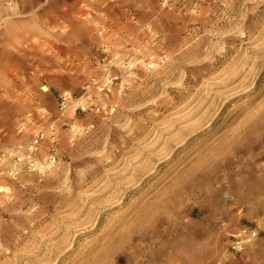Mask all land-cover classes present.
<instances>
[{"label":"rangeland","instance_id":"obj_1","mask_svg":"<svg viewBox=\"0 0 264 264\" xmlns=\"http://www.w3.org/2000/svg\"><path fill=\"white\" fill-rule=\"evenodd\" d=\"M15 5L0 264H264V0H0V32ZM106 74L109 115L61 113Z\"/></svg>","mask_w":264,"mask_h":264},{"label":"built area","instance_id":"obj_2","mask_svg":"<svg viewBox=\"0 0 264 264\" xmlns=\"http://www.w3.org/2000/svg\"><path fill=\"white\" fill-rule=\"evenodd\" d=\"M117 79L116 76L106 74L102 77L101 80H96L94 77H91L89 81L83 87V91L74 99L71 96L65 97L62 100L60 105L61 113L63 114L65 109L70 106V103L73 101L74 111L86 114H102L104 116L109 115L115 108V105L106 104L102 99L103 96H106L110 92L111 87L113 86L114 81ZM44 134L39 131L37 132L33 139L30 141L29 153L35 154L38 151L40 146V141L43 139ZM53 144V138L51 139ZM55 160V148L52 146L50 148L49 154L39 161L43 165Z\"/></svg>","mask_w":264,"mask_h":264},{"label":"crops","instance_id":"obj_3","mask_svg":"<svg viewBox=\"0 0 264 264\" xmlns=\"http://www.w3.org/2000/svg\"><path fill=\"white\" fill-rule=\"evenodd\" d=\"M15 12H17L18 14H15ZM8 13L9 15H7V21L4 25V29L0 32V56H3L4 54L10 55L9 49L15 48V46L19 43L22 47L18 51L20 56L18 60L23 62L30 54V51L25 49V43L30 38L29 36L26 38L27 33L25 32V27H27L26 25L30 23L34 17H32V12H23L22 10H20L18 5H15L14 7L10 8L8 10ZM77 14L78 12L76 13V15ZM82 22L80 21L79 16H77V19L75 20L77 34L78 30L79 32L82 31L83 33L85 31V29L82 28L81 25L86 24H83ZM43 23H45V21H43ZM54 36L57 37L56 34ZM54 50L58 56L68 54L70 55V57H78V52L74 51L73 43H70V45L67 46L55 44ZM44 56L45 55H43V53H39L40 65L43 59H47Z\"/></svg>","mask_w":264,"mask_h":264}]
</instances>
